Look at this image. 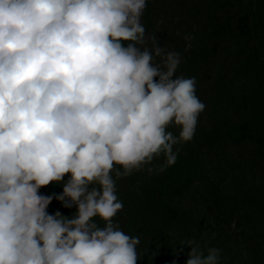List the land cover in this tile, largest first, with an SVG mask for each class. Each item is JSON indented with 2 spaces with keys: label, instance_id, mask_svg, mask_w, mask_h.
I'll use <instances>...</instances> for the list:
<instances>
[{
  "label": "clouds",
  "instance_id": "9594fccd",
  "mask_svg": "<svg viewBox=\"0 0 264 264\" xmlns=\"http://www.w3.org/2000/svg\"><path fill=\"white\" fill-rule=\"evenodd\" d=\"M146 6L0 0V264L140 259L139 237L114 222L117 180L161 156L159 171L173 165L206 107L195 77L176 75L181 54L156 36L145 46ZM50 184L63 185L56 199L75 207L71 217L47 211ZM182 244L185 264H221V249Z\"/></svg>",
  "mask_w": 264,
  "mask_h": 264
},
{
  "label": "trees",
  "instance_id": "16d2710c",
  "mask_svg": "<svg viewBox=\"0 0 264 264\" xmlns=\"http://www.w3.org/2000/svg\"><path fill=\"white\" fill-rule=\"evenodd\" d=\"M142 24L146 47L156 36L158 46L181 54L176 75L195 77L196 95L206 107L193 139L175 146L173 165L159 171L161 156L117 180L124 206L114 222L139 237L137 264H185L190 249L182 242L199 234L206 209L219 206L224 165L250 161L264 171V0H147ZM186 35L193 38L187 50ZM245 78L249 88L236 94ZM46 189L52 197L49 214L71 217L75 207L56 199L63 185ZM261 214L264 219V210ZM174 247L183 254L173 258ZM260 253L257 247L249 252L254 260ZM221 264H227L222 255Z\"/></svg>",
  "mask_w": 264,
  "mask_h": 264
},
{
  "label": "rangeland",
  "instance_id": "374dc122",
  "mask_svg": "<svg viewBox=\"0 0 264 264\" xmlns=\"http://www.w3.org/2000/svg\"><path fill=\"white\" fill-rule=\"evenodd\" d=\"M248 84L245 78L237 89L234 88L235 93L248 89ZM224 166L219 206L206 209L199 234L193 239L200 247L221 249L227 264H264V219L261 214L264 210V171L250 161L231 160ZM46 191V187L40 189L45 196ZM252 239L257 241L256 247L261 251L255 260L249 254L256 248L249 243ZM172 254L176 258L183 250L174 247Z\"/></svg>",
  "mask_w": 264,
  "mask_h": 264
}]
</instances>
